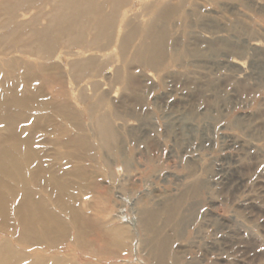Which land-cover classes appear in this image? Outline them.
<instances>
[{
	"label": "rangeland",
	"instance_id": "1",
	"mask_svg": "<svg viewBox=\"0 0 264 264\" xmlns=\"http://www.w3.org/2000/svg\"><path fill=\"white\" fill-rule=\"evenodd\" d=\"M7 1L0 263L264 264V0H131L110 46L81 54L61 41L49 58L26 39L55 3L10 19ZM150 24L163 34L158 62L135 59L139 33L117 49ZM87 57L94 66L74 77L69 64ZM100 116L114 135L105 144ZM23 215L31 233L16 229Z\"/></svg>",
	"mask_w": 264,
	"mask_h": 264
},
{
	"label": "bare ground",
	"instance_id": "2",
	"mask_svg": "<svg viewBox=\"0 0 264 264\" xmlns=\"http://www.w3.org/2000/svg\"><path fill=\"white\" fill-rule=\"evenodd\" d=\"M42 1L43 0H9L4 3L2 10L10 19H12L14 18V13L17 7L25 3H39ZM51 1L55 4L52 7V12L47 16L46 24L37 28L35 26L38 17L34 18L32 22H30V30L26 39V47L33 51L30 53L42 58L51 57L53 51L60 45L61 41L62 43L65 42L68 47L81 48V54L92 50V47L94 46H97L98 49H102L99 45V42L102 39H106L107 42L103 47L110 46L112 34L107 33V30L111 25V19L117 16L118 12H120L119 10L128 5L131 0ZM105 7H109V12L107 14L104 13L105 11L103 12ZM158 14L159 15L156 16L161 18V13ZM8 23L9 22H7V24ZM17 32L18 29L15 27L12 36L14 37ZM87 32H92V38L89 41H86L85 39ZM137 33L142 36V40L135 47V59L140 61L148 59L151 62H158L161 59L163 52V34L160 31L156 32L154 24H150L147 30L143 25H134V27H130L123 36H121L117 49L124 53L128 49L131 39ZM92 60V57H87L82 60L71 61L69 67L70 71L73 72V76L80 78L89 72L94 66ZM95 130L100 137L101 142L104 144L109 138L112 139V136H114L110 123L105 117L100 116V118L97 119ZM19 210L20 212H25V207L21 205ZM171 215L172 211L168 217ZM154 217L155 216H152V214H149L146 219L144 218V221H142V226L147 228L148 231L153 228L151 226ZM16 224H18L16 229H19L17 231L21 234L31 233L33 230L29 229V223L26 222L24 215L20 217L19 221L17 220ZM118 230L119 229L114 231L109 230L106 234V239L115 244L114 237L118 238L117 236H120ZM29 244L26 245L29 246ZM7 262L8 260L0 264H7ZM8 264L10 263L8 262Z\"/></svg>",
	"mask_w": 264,
	"mask_h": 264
}]
</instances>
